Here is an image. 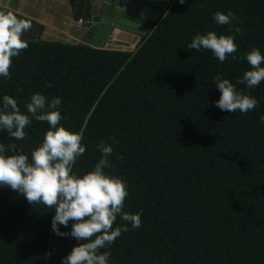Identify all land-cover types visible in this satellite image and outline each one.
Instances as JSON below:
<instances>
[{
	"label": "trees",
	"instance_id": "1",
	"mask_svg": "<svg viewBox=\"0 0 264 264\" xmlns=\"http://www.w3.org/2000/svg\"><path fill=\"white\" fill-rule=\"evenodd\" d=\"M72 4L77 19L89 18L84 4ZM229 11L238 17L232 25L213 19ZM27 20L36 29L23 34L29 47L12 58L11 79L0 77V107L9 95L27 114L32 95L59 97V126L81 133L86 147L73 166L78 176L94 170L101 141L112 146L114 168L105 171L126 182L123 211L142 223L133 228L117 217L113 230H129L102 250L109 264H264V81L252 89L237 83L250 70L242 58L252 49L264 55V0H171L134 51L44 39L45 26ZM209 31L234 36L235 59L188 49ZM217 76L257 107L246 114L215 107ZM49 129L33 119L25 139L0 130V143L15 146L6 155L31 159ZM54 215L0 186V264H62L84 241L58 236ZM72 223L60 231L70 233Z\"/></svg>",
	"mask_w": 264,
	"mask_h": 264
},
{
	"label": "clouds",
	"instance_id": "2",
	"mask_svg": "<svg viewBox=\"0 0 264 264\" xmlns=\"http://www.w3.org/2000/svg\"><path fill=\"white\" fill-rule=\"evenodd\" d=\"M181 4L185 0H179ZM213 19L219 25H232L238 21L234 12L227 14L217 12ZM32 27L31 21L18 18L11 12H0V77L11 79L12 58L18 57L29 47L23 34ZM233 31V28H229ZM234 32L244 35L240 27ZM188 49L211 50L220 62L237 52L233 35H217L214 31L197 34L193 37ZM233 58L236 57L233 55ZM245 59L250 70L245 71L238 84H246L252 89L264 81V55L259 49H252ZM214 84L221 92L215 107L223 111L248 113L254 110L259 101L237 91L228 79L215 77ZM47 87L52 85L46 84ZM61 105L59 97L48 100L45 95L36 93L26 103L27 114H22L17 100L5 95L0 107V130H6L10 138H26L25 128L32 120L47 122L50 129L46 131L42 143L28 155L19 153L6 155L9 150L15 151L14 145L0 143V186H9L23 195L29 204H42L55 210L52 220L53 231L61 237L71 236L77 241H84L74 247L71 253L63 258L62 264H109L110 253L107 249L128 227H116L114 222L120 216L133 228L141 226L140 214H129L123 211L125 200L129 195L127 184L121 178L108 175L105 169H113L110 161L113 155L111 145L101 141L97 149L101 158L94 170L82 177L74 174L73 166L84 155L86 147L82 144L83 136L60 125L62 116L58 110ZM264 122V116H261ZM117 159L123 160L122 156ZM72 221L71 232H61L60 225L67 227Z\"/></svg>",
	"mask_w": 264,
	"mask_h": 264
},
{
	"label": "rangeland",
	"instance_id": "3",
	"mask_svg": "<svg viewBox=\"0 0 264 264\" xmlns=\"http://www.w3.org/2000/svg\"><path fill=\"white\" fill-rule=\"evenodd\" d=\"M143 1L149 2L147 5L152 4L153 6H160V11L163 10L162 8H167L170 2V0H165L160 5L156 2L151 3L149 0ZM2 2H5V0H0V4H2ZM76 2L78 4L79 2L81 4L85 3L84 0H76ZM100 2L102 1L95 0V2H89L90 4L92 3L94 10L90 9L91 13L93 11V14L88 20L84 19V17H82V19H77L74 16L75 9L72 0H58V2L54 0L53 4L51 0H25L22 5L19 3V0H11L10 4L4 3L7 8H5L3 12L6 13L7 9L15 5H18L15 9L16 11H20L21 6L22 8L26 7L24 11H27L28 8H32L33 14L30 15H32L36 21H42V25L45 26L44 35L42 34L44 39L63 40L68 43L83 41L97 47L131 51L136 50L142 39L155 25V22L146 23L144 18L138 20L132 13H126L122 10L123 8L126 9L125 5L119 4L117 7V4L112 6V3H108V1H106L107 4ZM114 2L119 3L118 0ZM87 4L84 6L86 8L84 9L85 14L90 12ZM55 8L57 9L55 10ZM21 11H23V9ZM158 12L159 11H157V13ZM121 13H126V16ZM162 14L163 11L155 17L156 21H158ZM133 23H139L136 25L139 27L137 32L133 27L130 29L124 27H122L123 29L117 28L118 26H123V24L134 25ZM117 24L119 25L117 26ZM32 26L36 29V25L32 24ZM142 32L145 33L143 37L141 36Z\"/></svg>",
	"mask_w": 264,
	"mask_h": 264
},
{
	"label": "crops",
	"instance_id": "4",
	"mask_svg": "<svg viewBox=\"0 0 264 264\" xmlns=\"http://www.w3.org/2000/svg\"><path fill=\"white\" fill-rule=\"evenodd\" d=\"M10 1L11 0H5V2L6 3H8V4H10ZM25 0H19V3H21V5H22V3L24 2ZM57 2H58V0H56ZM98 1H102V2H100V3H103V4H107V2L106 1H108V3H112V6L114 5L115 6V4H117L116 6L118 7V5L120 4V5H125L126 6V9H124L123 7V11L124 12H126V13H132L133 14V16L134 17H137L138 18V20L140 19V18H146V20H148V21H150V22H155V23H157L160 19H161V17H162V15L164 14V12L166 11V9L167 8H162L163 10H159V8H160V6H153L152 4L151 5H147V4H149V2H144L143 0H118L119 1V3H117V2H114V1H116V0H114V1H110V0H98ZM151 3H153V2H156V3H158V4H162V2H164L165 0H149ZM171 1V0H170ZM5 2H2V4H0V9L3 11V10H5V8H7L6 7V5L4 4ZM51 2H52V4H53V2H54V0H51ZM85 3H84V5L86 6V4L87 3H89V2H95V0H89V1H87V0H85L84 1ZM18 3V2H17ZM88 6H89V9H91V10H94L93 9V5H92V3L90 4H87ZM18 7V5H15L14 7L12 6V8H9V9H7L6 11H8V12H11V13H13L14 15H16V16H19V17H22L23 19H32V20H34V21H36L35 19H34V17L32 16V15H30V14H33V12H32V8H28V10L27 11H24L25 10V8L26 7H23L22 8V6L20 7V11H16L15 9ZM101 7H102V5H101ZM23 9V11H24V13H23V11H21ZM57 8H55V10H56ZM116 10H119V9H116ZM157 11H159L158 13L160 14L162 11H163V14L161 15V17L158 19V21H156V19H155V17H157V15H159L158 13H157ZM32 12V13H31ZM126 13H124V14H122V15H125L126 16ZM93 14V11H92V13H91V11H90V15H92ZM90 15H89V17H90ZM154 17V18H153ZM88 19H90V18H88ZM87 19V20H88ZM90 21V20H89ZM36 22H38V23H41V24H43V22L42 21H36ZM75 22V21H74ZM134 25H130V24H128V25H126V24H123V26H118L119 24H117V28H122V27H124V28H126V29H130L131 27H133V29L137 32L138 30L137 29H139V27L138 26H136L137 24H139V23H133ZM119 29H118V31H119ZM123 29V28H122ZM45 31V30H44ZM136 32H133V33H136ZM46 33V32H45ZM144 32H142V34H141V36L143 37L144 36ZM43 35H44V33H43Z\"/></svg>",
	"mask_w": 264,
	"mask_h": 264
}]
</instances>
